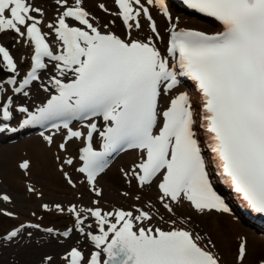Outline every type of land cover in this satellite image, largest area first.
I'll use <instances>...</instances> for the list:
<instances>
[{"label":"snow or ice","instance_id":"obj_1","mask_svg":"<svg viewBox=\"0 0 264 264\" xmlns=\"http://www.w3.org/2000/svg\"><path fill=\"white\" fill-rule=\"evenodd\" d=\"M183 3L214 18L221 29L208 33L179 28L172 22L166 0H114L118 8L114 15L127 29L122 37L108 24L97 25L84 0H55L59 10L56 19L46 24L49 31L45 32L42 7L32 0H0V33L14 32L18 42L32 50L26 74L19 81L17 75H9L0 85H12V92L27 97L26 86L41 81V70L52 64L55 73L46 84L40 83L50 96L35 111L15 104L11 95L0 100V132L16 131L6 122L17 112L26 114L19 122L21 128L50 125L57 131L61 127L66 130L64 142L58 145L61 151H67V144L73 139L83 141L76 171L84 174L89 191L97 198L103 196L97 182L108 158L125 148L143 153L129 170L121 169L128 184L134 180L143 188L162 176L157 185L158 200L170 214L168 219L159 215L158 209L153 212L150 201L144 207L133 204L131 209L111 210L102 208L99 199H93L92 206L87 207L69 204L66 211L74 218L73 226L57 235L69 238L76 231L92 247L83 248L78 239L76 246L65 251L63 264H221L210 237L204 241L200 234L178 226L177 220L171 218L175 216L173 205L184 201L197 213L230 212L213 188L198 127L208 134V148L221 175L249 208L264 213V0ZM149 6H156L170 22L167 55L157 47L156 41L164 38ZM98 7L109 12L104 3ZM141 17L147 20L150 34L134 38L132 30L143 27ZM52 35L55 40L50 43ZM0 64L9 73L19 72L17 61L3 45ZM181 77L191 79L199 89V112L189 93L182 90ZM0 92H4L2 87ZM162 96L168 97L164 107L160 105ZM97 116L105 122L102 129L94 122ZM73 120L90 122L82 131L70 127ZM96 133L101 138L99 150L93 145ZM41 135L49 146L54 143L53 135ZM73 164V157L68 156L60 171L66 183L76 188L64 171V165ZM18 168L28 176L31 160L22 159ZM25 187L33 196L43 195L31 183ZM121 194L130 195L127 191ZM134 199L139 201L141 197L136 195ZM0 201L11 203L12 198L0 193ZM41 207L50 210L47 203ZM53 207L59 213L65 212L60 203ZM0 215L13 217L15 213L0 209ZM158 215L168 228L152 225ZM90 218L95 221L96 231L87 223ZM190 219H180L179 223L187 225ZM25 228L39 229L40 225L21 224L4 239H15ZM247 252V241L242 238L239 264H244ZM42 264L56 261L46 255ZM257 264H264V257Z\"/></svg>","mask_w":264,"mask_h":264},{"label":"bare ground","instance_id":"obj_2","mask_svg":"<svg viewBox=\"0 0 264 264\" xmlns=\"http://www.w3.org/2000/svg\"><path fill=\"white\" fill-rule=\"evenodd\" d=\"M32 2L44 9V26L42 27L43 31H49L46 24L54 20L59 10L55 4V0H32ZM143 2L144 0H142ZM100 3H104L109 12L106 13L101 10L98 7ZM169 4L172 8L173 20L179 24L186 23L203 28H219V25L211 20L196 17L192 13L177 11L172 5L171 0H169ZM84 6L95 17L94 22L97 25L108 24L109 29H117L119 27L118 16L114 15V13L118 12L114 0H84ZM149 8L163 37V33L169 26V21L156 6H149ZM113 21L114 23H111ZM141 24L143 27L138 30V35L144 38L150 34V29L148 28L147 20L143 17H141ZM0 35L5 39L9 36L13 38V49L17 52L14 59L17 61L19 67L23 64L28 53L31 52V48L23 43H19V38L14 32L10 35L9 31H5L0 33ZM50 37L53 43L55 37L54 35ZM156 42L161 46L163 41ZM53 74H55L53 65L49 66L47 70H41V81L33 82L28 88L27 104L30 109L37 108L40 102L44 101L49 95V92H45L40 88V83L45 82L46 84L48 78ZM182 90L188 92L192 100L193 98H197L196 91L185 82H182ZM167 99V96H162L160 102L166 106ZM22 118L23 116H17L11 120V123ZM21 131V134L13 139L11 138L12 136L1 138L0 193L9 194L12 202L0 201V209H6L15 213V215L13 217L0 216L11 223L15 222L8 227V230L13 227L19 228L21 224L27 223L39 224L40 228L22 229L21 233L11 241L5 240L4 235H1L0 264H42L43 257L46 255L53 256L56 264H63L61 258L65 251L72 246H76L78 239L83 248L88 249L92 247L91 242L85 241L76 231H73L69 238L57 235L61 230L66 229L67 226H73L74 218L66 211L69 204L87 207L92 206L91 201L93 199H99L100 206L106 210H110L114 207H121L117 205L119 202H124L127 205L126 209H131L133 204L144 207L150 201L154 205V208L151 209L153 212L158 209L159 215L164 216L165 219L170 218V214L162 208L158 200L160 193L157 185L162 176L155 178L150 185H146L143 188H140L134 180L131 184H128L123 176L121 169L129 170L133 164L140 161L143 155L140 150L128 149L123 151L107 168L111 169V175L107 169L100 174L97 186L102 188L103 196L97 198L89 191L83 175L76 171L80 163L78 158L79 148L83 147V141L73 139L67 144V151H61L58 145L64 142L63 137L66 135V130L60 129L57 131L56 129H49L42 131L37 127H30ZM2 133L4 132H0V135ZM41 133L53 135L54 143L49 146ZM57 156L60 157V160L56 159ZM68 156L73 157L74 164L64 165V171H67L72 177L76 183V188H72L66 183L60 171L63 159ZM24 158H28L32 162L31 172L28 176H25L18 168L19 162ZM115 170L120 176L116 174ZM26 183L33 184L37 191L42 192L43 195L41 197H32L26 191ZM22 185L25 188L23 195L19 194ZM218 190L223 192L219 188ZM125 191L130 193L128 197L121 194ZM136 195H140L141 199L139 201L134 199ZM228 199L230 201V212L228 213L215 211L206 214L197 213L187 201H184L180 205H173L175 216H171V218L177 220L178 226L188 227L195 233L200 234L204 238V241L210 237L215 244L213 251L219 254L223 264H239L237 260L239 244L242 238L246 239L248 252L244 264H253L258 259L264 257V226L246 219L234 206L233 198L232 200L231 198ZM113 201L118 203L115 204ZM42 203L49 204L50 210H44L41 207ZM56 203H60L65 208L64 213H59L55 210L53 205ZM36 205L37 209L35 208ZM159 215L154 217L152 225L168 228L169 225L161 221ZM189 217L191 218L189 224L180 225V219ZM62 219L67 222L65 226L59 224ZM87 223L93 225L91 230L96 231L94 219L90 218ZM46 228H52L54 230L53 233L46 232ZM28 233H31V235L29 236ZM32 241L38 242V245L32 244ZM43 251H49L50 254L44 253L40 259L36 260ZM11 257L14 258L13 262L9 260Z\"/></svg>","mask_w":264,"mask_h":264},{"label":"rangeland","instance_id":"obj_3","mask_svg":"<svg viewBox=\"0 0 264 264\" xmlns=\"http://www.w3.org/2000/svg\"><path fill=\"white\" fill-rule=\"evenodd\" d=\"M88 1V0H87ZM12 31H9V34L10 35H12ZM0 41L2 42V43H4V44H6L9 48H10V50L12 51V53H13V55H15V53L17 54V52L13 49V38L11 37V36H9L8 38H3L1 35H0ZM26 59V58H25ZM27 60V59H26ZM0 67H2V64H0ZM2 70V68H0V71ZM2 75V71L0 72V76ZM21 133V132H20ZM5 137H7V135L6 134H3V135H0V143H1V138H5ZM109 170V171H108ZM107 171L108 172H110L111 171V169H107ZM115 172H116V174L118 175V176H120L119 175V173L115 170ZM110 175H111V172H110ZM63 179V178H62ZM25 193V188H24V186L22 185V187H21V190L19 191V194H21V195H23ZM32 197H35V196H33L32 195ZM37 199V198H36ZM55 200H56V198H55ZM115 204H117L118 202H116V201H113ZM42 204H44V203H42ZM117 205H120V206H122V207H126L127 205L124 203V202H119ZM36 209H37V205H36V207H35ZM60 218V217H59ZM58 219V218H57ZM15 222H9L8 220H6V219H4L3 217H1L0 216V236L3 234V232H5V230L9 227V226H11L12 224H14ZM61 226H65L66 224H67V222L64 220V219H62L61 220V222L59 223ZM32 244H34V245H38V242H34V241H32L31 242ZM59 243V242H58ZM44 253H47V254H50L49 253V251H43V252H41L40 253V256L38 257V258H36V260L37 259H40L41 258V256H42V254H44ZM13 257H11V258H9V260H10V262H13ZM35 260V261H36ZM39 261V260H38Z\"/></svg>","mask_w":264,"mask_h":264}]
</instances>
